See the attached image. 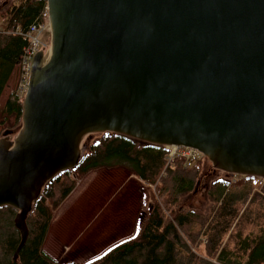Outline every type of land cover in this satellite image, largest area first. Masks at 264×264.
<instances>
[{"label":"water","instance_id":"obj_1","mask_svg":"<svg viewBox=\"0 0 264 264\" xmlns=\"http://www.w3.org/2000/svg\"><path fill=\"white\" fill-rule=\"evenodd\" d=\"M46 3L50 55L33 59L20 132L0 140L15 259L34 202L80 162L89 134L192 148L217 170L264 179V0Z\"/></svg>","mask_w":264,"mask_h":264},{"label":"trees","instance_id":"obj_2","mask_svg":"<svg viewBox=\"0 0 264 264\" xmlns=\"http://www.w3.org/2000/svg\"><path fill=\"white\" fill-rule=\"evenodd\" d=\"M46 8V0H17L0 13L5 21L0 29V101L13 84L1 113L16 121L21 119L22 102L13 93L21 81L20 64L29 45L22 34L42 22ZM197 165L185 168L176 159L167 166L163 147L103 133L86 146L74 168L57 174L43 187L26 218L27 239L17 259L21 237L14 220L18 211L0 208V264H74L60 263L44 251L53 212L72 193L76 179L115 167L154 185L160 199L149 205L133 236L84 264H264V187L256 190L251 177L237 183L215 182L211 194L216 206L207 218L182 208L173 210L196 185ZM195 227L197 232H192Z\"/></svg>","mask_w":264,"mask_h":264},{"label":"rangeland","instance_id":"obj_3","mask_svg":"<svg viewBox=\"0 0 264 264\" xmlns=\"http://www.w3.org/2000/svg\"><path fill=\"white\" fill-rule=\"evenodd\" d=\"M16 1L0 0V13ZM4 24L5 21L0 19V29ZM41 38L46 45L43 54L49 57L50 28ZM12 88L10 83L0 101V140L11 141L22 128L21 119L16 121L14 117L1 113L3 102ZM5 132H10L6 138L3 137ZM101 135L89 134L85 139L86 146L96 142ZM197 164L199 175L196 185L191 192L179 198L173 210L182 208L207 218L216 206L211 194L213 184L219 180L237 183L244 176L217 170L204 156ZM251 178L256 190H262L264 180L257 182V177ZM159 199L154 185L129 177V173L121 167L90 172L76 179L72 193L53 212L44 251L60 263L84 264L92 261L113 245L133 236L149 205ZM191 231L197 232V228Z\"/></svg>","mask_w":264,"mask_h":264},{"label":"built area","instance_id":"obj_4","mask_svg":"<svg viewBox=\"0 0 264 264\" xmlns=\"http://www.w3.org/2000/svg\"><path fill=\"white\" fill-rule=\"evenodd\" d=\"M49 28L50 25L48 19V11L46 8L42 22L36 26L31 27V29L26 34H22V36L27 39L29 45L22 57L20 64L22 73L21 81L19 82L13 93L14 97L19 99L21 102L24 100L28 90L33 59L39 52H44L46 48V45L43 43L41 36ZM163 148L165 149V160L167 162V166L171 165L176 159H181L183 161V166L185 168H189L193 164H197L202 157V155L198 151L192 148L181 146H164ZM261 180L264 179L257 178V182Z\"/></svg>","mask_w":264,"mask_h":264},{"label":"crops","instance_id":"obj_5","mask_svg":"<svg viewBox=\"0 0 264 264\" xmlns=\"http://www.w3.org/2000/svg\"><path fill=\"white\" fill-rule=\"evenodd\" d=\"M130 177V176H129ZM131 177H133V176H131Z\"/></svg>","mask_w":264,"mask_h":264}]
</instances>
